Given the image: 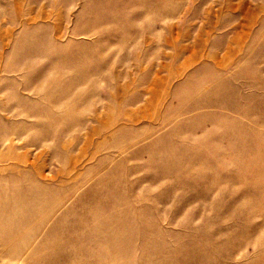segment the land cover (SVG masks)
I'll use <instances>...</instances> for the list:
<instances>
[{"label":"rangeland","instance_id":"rangeland-1","mask_svg":"<svg viewBox=\"0 0 264 264\" xmlns=\"http://www.w3.org/2000/svg\"><path fill=\"white\" fill-rule=\"evenodd\" d=\"M0 264H264V0H0Z\"/></svg>","mask_w":264,"mask_h":264}]
</instances>
